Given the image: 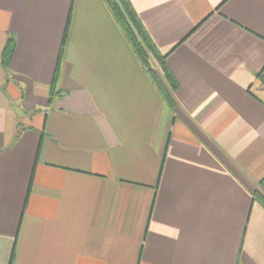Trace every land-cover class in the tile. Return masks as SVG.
<instances>
[{"label":"crops","instance_id":"1","mask_svg":"<svg viewBox=\"0 0 264 264\" xmlns=\"http://www.w3.org/2000/svg\"><path fill=\"white\" fill-rule=\"evenodd\" d=\"M129 1L172 107L104 0H0V264H264V0Z\"/></svg>","mask_w":264,"mask_h":264},{"label":"trees","instance_id":"2","mask_svg":"<svg viewBox=\"0 0 264 264\" xmlns=\"http://www.w3.org/2000/svg\"><path fill=\"white\" fill-rule=\"evenodd\" d=\"M104 2L127 38L133 52L150 72L163 98L172 107L173 104L170 95L176 91L178 84L165 64V55L160 54L157 50L129 0H104ZM13 50L14 40L8 39L1 54V63L4 67L10 61ZM150 59L158 65L163 83L158 81L155 74L151 71ZM259 184L260 189L253 192V200L264 209V181H260Z\"/></svg>","mask_w":264,"mask_h":264}]
</instances>
